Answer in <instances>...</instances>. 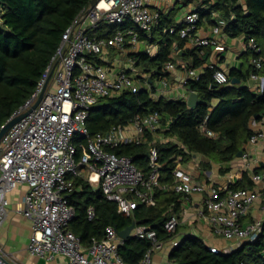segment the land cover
<instances>
[{"label":"built area","instance_id":"2783aa9c","mask_svg":"<svg viewBox=\"0 0 264 264\" xmlns=\"http://www.w3.org/2000/svg\"><path fill=\"white\" fill-rule=\"evenodd\" d=\"M214 17L219 19L217 14ZM159 21L160 14L150 10V0H99L93 9L89 6L63 34L33 96L12 116L23 117L0 142V228L8 216L7 195L19 185H27L22 215L32 223L27 246L32 256L47 261L64 256L68 259L67 264H127L119 253L125 240L113 227L107 228L104 239L94 238L89 247H85L81 238L71 231L75 211L68 198L78 189L76 184L80 179L101 190L105 199L116 203L118 211L128 217H133L141 204L155 206L157 190H172L188 197L201 196L199 216L206 220L216 236L235 242L236 249L255 242L262 235L263 219H255L246 226L242 220L264 196V173H252V189L232 190L220 189L211 181H196L190 172L177 166L172 183L162 184L154 144L149 150V176L138 169L130 157L111 152L123 145L145 144L147 134H156L161 127L159 113L135 116L128 124L115 126L106 133L91 134L89 130L88 118L100 99L125 92L137 94L149 86V81L128 70L112 74L99 58L107 48L123 51L128 42L136 47L140 32L152 34ZM200 22V14L196 10L190 11L180 24L169 28V33L185 40L191 49L220 47L224 23L212 27L210 35L202 37L198 35ZM127 23H131L132 29L118 30L113 37L96 34L103 25ZM247 46L255 53L261 51L254 40ZM131 64L135 66L136 61L132 60ZM250 64L253 70L249 81L257 84L258 92H263L264 77L259 73L263 59L251 57ZM166 69L175 70L176 65L169 63ZM200 76L197 70L187 68L181 87L185 88L190 80H199ZM216 79L220 83L229 82L228 75L223 72H217ZM163 83L166 85V80ZM43 92L41 102L33 109ZM251 127L254 134L244 147L242 158L245 160L252 159L251 147L264 143V119L252 121ZM207 134L216 137L213 132ZM78 138L84 139L87 146L79 160L77 153L83 143ZM258 209L264 215V201ZM87 214L89 220H93L95 209L89 208ZM179 224V217L172 215L165 224L166 232L174 234ZM131 235L152 242L151 249L140 262L152 264L153 254L162 250L165 242L157 239L155 231L143 226H135ZM209 249L213 253L232 251L222 252L214 246ZM0 264H13L1 245Z\"/></svg>","mask_w":264,"mask_h":264},{"label":"trees","instance_id":"16d2710c","mask_svg":"<svg viewBox=\"0 0 264 264\" xmlns=\"http://www.w3.org/2000/svg\"><path fill=\"white\" fill-rule=\"evenodd\" d=\"M93 0H0L4 9L0 26V131L34 94L37 86L62 42V37L73 21L86 10ZM189 4L192 0H177ZM201 22L206 19L216 24L213 14L217 13L224 23L223 32L230 38L243 37L245 43L254 40L261 49L260 53L247 50L248 66L232 69L228 83L216 79L219 69L216 66L204 67L207 58L201 56V48L184 50L185 57L191 58L189 68H203L199 80H190L186 89L198 94L195 108L186 101H170L164 98L155 101L151 91L142 88L137 94L125 92L112 98H102L95 105L88 118L91 134L106 133L113 127L128 124L135 116H147L151 113L161 115V127L158 133L169 139L155 143L160 165V182L170 184L173 172L179 163L190 161L195 155L207 157L211 163L229 164L244 151L245 145L254 134L252 121L264 119V91H253L247 83L253 67L251 57L263 59L264 77V0H200L196 10ZM161 17V16H160ZM161 22L154 30L159 37L149 40L159 46L158 53L133 55L138 67L151 74L148 82L152 88L155 80L169 76L166 66L173 63L171 57L175 47L183 49L186 41L169 33V22ZM166 22V23H165ZM200 22V24H201ZM167 29L164 33L163 29ZM132 29L131 23L122 26H101L99 37H113L118 30ZM145 33L140 32V40ZM233 79L240 84H232ZM214 101H218L213 105ZM205 129V131L202 130ZM213 132L216 137L208 136ZM155 134H147L145 144L123 145L111 150L119 156H127L146 176L151 172L150 147L155 142ZM83 147L78 149L77 160L86 151V141L78 138ZM180 159V161H179ZM264 172V165L254 173ZM239 180L230 189H252L254 184L249 172L239 173ZM77 190L70 194L68 201L75 215L70 224L71 231L81 238L85 247L92 240L105 238L108 227L118 234L133 224L153 230L157 239L166 242L173 234L165 230V224L172 212L180 210L182 194L174 191L156 192V205L141 204L133 217L118 211L114 202L105 199L101 190L92 188L85 180L77 181ZM95 209V218L89 220L87 211ZM171 208L173 211L171 212ZM148 239L130 237L119 248L121 257L127 264H140L151 249ZM171 264H264V225L262 235L255 241L232 250L229 253H213L197 237H186L169 253Z\"/></svg>","mask_w":264,"mask_h":264},{"label":"crops","instance_id":"0c3cea01","mask_svg":"<svg viewBox=\"0 0 264 264\" xmlns=\"http://www.w3.org/2000/svg\"><path fill=\"white\" fill-rule=\"evenodd\" d=\"M200 6V0H192L191 3L184 4L177 0H150V10L153 13H159L163 20L167 19L169 26L180 24L186 13L197 10ZM213 14V20L216 24L210 25L206 19H204L198 30V35L202 37L209 36L212 27L222 22L220 18L217 20ZM218 15V14H217ZM219 16V15H218ZM160 17V18H161ZM161 20L159 21V23ZM158 23V25H159ZM166 23V22H165ZM166 33L167 29H163ZM159 31L154 30L152 34L146 35L145 39L140 40L136 47H133L129 42L123 51L116 50L114 48H107L104 54L99 58L101 64L107 67L112 74H116L121 70H128L131 73L138 76L140 79L151 81V74L145 73L142 68L137 64L133 66L131 64L133 57L136 53H147L150 49V55L155 56L158 53L159 46L157 44H151L149 40L151 38H157L160 35ZM129 41V39H127ZM220 47H206L201 51V56L207 58L204 67L216 66L219 72H223L229 75L230 71L234 68L245 69L247 64V50L248 46L245 43L243 37L230 38L223 30L221 31ZM185 44L181 50L175 47L171 57L174 59L176 69L168 71L169 76L155 80L153 87L145 86L144 88L151 91V97L158 101L161 98L170 101L188 100L190 92L186 87L182 88L181 83L185 78L186 69L189 68L191 58L185 57L184 50H189ZM199 73L203 71V68L197 69ZM166 80L167 84L163 82ZM242 85H248L251 90L257 91V84L248 81ZM218 101H214L213 105H216ZM164 127H160L159 130H163ZM158 130V131H159ZM157 131L155 143H163L169 139L165 138ZM246 146V145H245ZM252 159L245 160L243 158H236L229 164L218 165L211 163V161L201 155H195L190 161L186 163H179L178 167L190 172L196 181L200 182H213L218 188L226 189L230 188L232 184H236L239 180V173L249 172L250 176L256 168L264 165V143L261 142L257 146L251 147ZM264 173V172H261ZM28 186L25 184L19 185L13 192L7 195L8 201V216L0 228V245L4 249V253L9 257L13 264H67L68 259L64 256H57L53 261H47L35 256H32L27 246L32 234V223L30 220L22 215L24 208V197L28 192ZM95 189V188H94ZM180 210L178 212H172L171 215L179 217L180 224L177 227L176 232L171 239L165 242L164 248L153 254L152 264H171L169 261L170 251L177 246L186 237H197L201 239L208 247L214 246L220 249L222 252L225 250H235L236 243L233 241H227L221 237L216 236L211 230L210 226L199 213L202 211L201 196H185L182 194ZM264 201V196L258 199L255 208L251 214L242 220L244 226L255 219H263L264 215L259 211L258 206Z\"/></svg>","mask_w":264,"mask_h":264},{"label":"water","instance_id":"95a60500","mask_svg":"<svg viewBox=\"0 0 264 264\" xmlns=\"http://www.w3.org/2000/svg\"><path fill=\"white\" fill-rule=\"evenodd\" d=\"M99 0H93L91 2V9H93L96 4L98 3ZM232 84L235 85V84H240V82H238L237 80L233 79L232 81ZM44 96V92L40 95L39 99L37 100V102L35 103V105L33 106V109H35L39 103L41 102L42 98ZM198 100H199V96L198 94L192 92L190 93L189 97H188V100H187V104L190 108H195L198 104ZM21 117H16V118H11L1 129L0 131V142L2 140V138L5 136V134L12 128V126L17 123L21 118ZM243 156V152H240L238 155H237V158H242ZM135 228V225L133 224L132 226H130L129 228H127L124 232H121L119 234V236L123 239V240H127L129 239L130 237H132L131 233L132 231L134 230Z\"/></svg>","mask_w":264,"mask_h":264},{"label":"rangeland","instance_id":"374dc122","mask_svg":"<svg viewBox=\"0 0 264 264\" xmlns=\"http://www.w3.org/2000/svg\"><path fill=\"white\" fill-rule=\"evenodd\" d=\"M3 10H4V9L0 8V26H2L1 16H2V14H3Z\"/></svg>","mask_w":264,"mask_h":264}]
</instances>
